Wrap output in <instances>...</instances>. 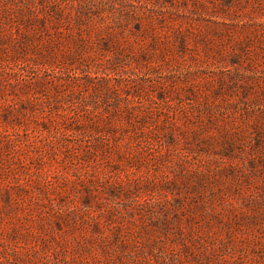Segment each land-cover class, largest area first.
Returning <instances> with one entry per match:
<instances>
[{"label": "rangeland", "instance_id": "1", "mask_svg": "<svg viewBox=\"0 0 264 264\" xmlns=\"http://www.w3.org/2000/svg\"><path fill=\"white\" fill-rule=\"evenodd\" d=\"M0 264H264V0H0Z\"/></svg>", "mask_w": 264, "mask_h": 264}]
</instances>
